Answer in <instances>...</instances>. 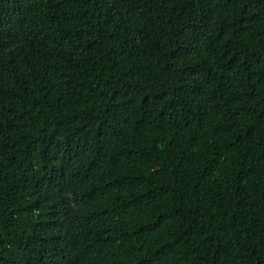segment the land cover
<instances>
[{"label":"trees","instance_id":"16d2710c","mask_svg":"<svg viewBox=\"0 0 264 264\" xmlns=\"http://www.w3.org/2000/svg\"><path fill=\"white\" fill-rule=\"evenodd\" d=\"M0 264H264V0H0Z\"/></svg>","mask_w":264,"mask_h":264}]
</instances>
